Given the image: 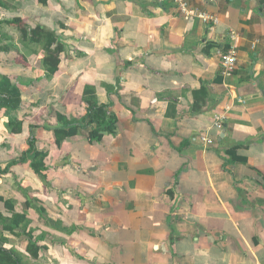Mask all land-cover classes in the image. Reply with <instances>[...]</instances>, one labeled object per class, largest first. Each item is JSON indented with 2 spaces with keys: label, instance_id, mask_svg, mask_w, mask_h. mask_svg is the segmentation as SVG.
Segmentation results:
<instances>
[{
  "label": "crops",
  "instance_id": "crops-1",
  "mask_svg": "<svg viewBox=\"0 0 264 264\" xmlns=\"http://www.w3.org/2000/svg\"><path fill=\"white\" fill-rule=\"evenodd\" d=\"M6 2L0 20L41 24L64 51L47 77L42 51L0 25L14 43L0 72L22 93L17 110L0 109V166L32 138L48 152L41 175L28 161L0 174V194L42 236L39 256L24 235L3 232L4 247L28 264H264V0H188L216 23L181 17L173 0ZM231 42L224 79L219 50ZM87 85L114 131L90 123L58 145L59 116L87 112Z\"/></svg>",
  "mask_w": 264,
  "mask_h": 264
},
{
  "label": "trees",
  "instance_id": "trees-1",
  "mask_svg": "<svg viewBox=\"0 0 264 264\" xmlns=\"http://www.w3.org/2000/svg\"><path fill=\"white\" fill-rule=\"evenodd\" d=\"M6 1L13 0H0V5L6 6ZM40 1L46 3L47 0ZM2 24L15 25L21 33L19 40L25 47L29 45L37 46L42 51L46 75L51 76L58 70L61 62L60 55L64 51V44L54 31L47 29L41 24L29 26L20 17L0 20V25ZM0 43V50L4 51H8L14 45L10 36L6 33H0ZM223 47L226 49L228 45L225 44ZM83 100L87 103V112L83 118L80 120H68L65 117L59 116L63 121V125L62 127L56 126L54 128L55 140L58 145L64 138L76 134L79 126H89L88 124L90 123H95L97 129L107 130L108 132L114 131L116 117L107 111L105 104L98 103L93 86L87 85L84 88ZM21 103L22 93L17 84L8 75L0 72V109L5 108L9 111H15L21 106ZM6 127L12 133H21L23 131V121L10 118L6 122ZM33 127L34 125H31V128ZM47 155V151L37 149L33 138L29 139L27 149L22 150L18 158L13 159L3 168L0 166V174L8 173L11 166L15 164L28 161L35 172L41 175V172L46 169L45 159ZM0 204L10 212L8 216L0 210V264H28L27 255L14 247H4L7 238L3 232L7 231L17 236L24 235L27 239L26 252L33 259L39 256L41 246L38 244V241L41 240L42 236L40 234L34 235L35 230L28 227L29 220L27 214L25 212H16L15 201L13 199H6L0 194Z\"/></svg>",
  "mask_w": 264,
  "mask_h": 264
},
{
  "label": "built area",
  "instance_id": "built-area-1",
  "mask_svg": "<svg viewBox=\"0 0 264 264\" xmlns=\"http://www.w3.org/2000/svg\"><path fill=\"white\" fill-rule=\"evenodd\" d=\"M175 4V8L178 12V14L185 18H198L204 23H216L217 18L213 15H211L206 10L199 9L193 5H191L188 0H173ZM229 38L232 40H235L238 36V33L235 30L229 31ZM258 41L255 40L252 44L254 45ZM228 47L224 49L222 48L219 50V56H220V63H221V75L224 79L229 78L232 76L237 63V47L235 43H229L227 44ZM215 125L217 128H222V122L223 117L221 114L215 115ZM205 142L209 143L211 142L208 138H203Z\"/></svg>",
  "mask_w": 264,
  "mask_h": 264
},
{
  "label": "rangeland",
  "instance_id": "rangeland-1",
  "mask_svg": "<svg viewBox=\"0 0 264 264\" xmlns=\"http://www.w3.org/2000/svg\"><path fill=\"white\" fill-rule=\"evenodd\" d=\"M45 75H46V73H45ZM47 77H48V75H46ZM50 76V75H49Z\"/></svg>",
  "mask_w": 264,
  "mask_h": 264
}]
</instances>
